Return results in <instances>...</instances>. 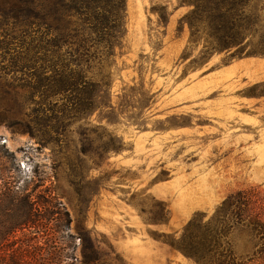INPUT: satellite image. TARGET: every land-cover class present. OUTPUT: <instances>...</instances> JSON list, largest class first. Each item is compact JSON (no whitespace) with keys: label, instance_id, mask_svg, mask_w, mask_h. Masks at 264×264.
I'll return each mask as SVG.
<instances>
[{"label":"rangeland","instance_id":"rangeland-1","mask_svg":"<svg viewBox=\"0 0 264 264\" xmlns=\"http://www.w3.org/2000/svg\"><path fill=\"white\" fill-rule=\"evenodd\" d=\"M182 1L83 0L81 16L58 8L55 25L66 38L82 29L79 19L101 37L118 38L103 69L109 87L100 101L107 107L78 116L63 97L37 92L43 75L11 72L14 51L5 44L12 5L0 2V171L21 184L35 170L54 182L56 176L72 219L68 233L77 236L81 227L101 245L94 264H142L148 241L177 253L161 235L179 239L197 213L208 220L237 192L257 189L264 198V57L216 52L203 59L215 41L204 24L191 41L185 18L194 7ZM253 7L264 14L263 0ZM97 37L88 46L102 56L106 45ZM74 43H64L63 53ZM110 136L120 150L107 151ZM230 240L247 260L246 235L235 231ZM75 241L74 264H83ZM163 262L196 264L181 253Z\"/></svg>","mask_w":264,"mask_h":264},{"label":"trees","instance_id":"trees-1","mask_svg":"<svg viewBox=\"0 0 264 264\" xmlns=\"http://www.w3.org/2000/svg\"><path fill=\"white\" fill-rule=\"evenodd\" d=\"M65 1L70 0H0L12 5L13 16L8 13L6 18L11 29L5 44L14 51L11 72L25 76V71H31L35 79L43 75L37 92L51 101L63 97L68 110L78 116L107 107L100 101L109 87V76L103 74V69L114 56L118 38L115 33L101 37L94 26L84 28L88 24L86 19H79L82 29L70 31L67 38L59 34L55 25L58 8L64 5L79 14L84 7L83 0H75L72 5H66ZM182 2L194 7L185 18L191 29V41L198 38L203 24L207 25L209 38L215 41L202 54L203 59L216 52L231 53L232 58L264 57V14L258 7L250 8L262 0ZM96 36L100 45H106L102 56L99 47L88 46ZM247 38L251 40L246 43ZM71 39L78 43L76 49L63 53L64 43ZM96 67L100 72L95 75ZM31 89L34 94V88ZM120 149L118 140L110 136L107 151ZM57 179L55 176V182ZM55 182L51 175H39L35 170L21 184L11 173L0 171V264H74L77 238L81 240L83 264L99 260L101 245L90 233L81 232V227L77 236L68 233L72 219ZM235 231L248 238L252 254L247 260L234 251L230 237ZM19 232L24 233V239L18 238ZM39 237L45 242L38 241ZM160 238L196 264H264V198L257 189L237 192L208 220L205 214L197 213L179 239L165 234ZM69 260L72 262L67 263Z\"/></svg>","mask_w":264,"mask_h":264},{"label":"crops","instance_id":"crops-1","mask_svg":"<svg viewBox=\"0 0 264 264\" xmlns=\"http://www.w3.org/2000/svg\"><path fill=\"white\" fill-rule=\"evenodd\" d=\"M144 249L143 257H140L142 264H165L163 262L164 257L179 254L178 252H172V250L164 244L152 241L146 242ZM137 258H139V256H137Z\"/></svg>","mask_w":264,"mask_h":264}]
</instances>
